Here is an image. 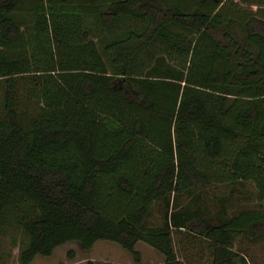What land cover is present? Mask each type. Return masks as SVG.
I'll use <instances>...</instances> for the list:
<instances>
[{
  "label": "trees",
  "instance_id": "1",
  "mask_svg": "<svg viewBox=\"0 0 264 264\" xmlns=\"http://www.w3.org/2000/svg\"><path fill=\"white\" fill-rule=\"evenodd\" d=\"M182 230L208 264L264 237V0H0V264L100 239L185 264Z\"/></svg>",
  "mask_w": 264,
  "mask_h": 264
},
{
  "label": "rangeland",
  "instance_id": "2",
  "mask_svg": "<svg viewBox=\"0 0 264 264\" xmlns=\"http://www.w3.org/2000/svg\"><path fill=\"white\" fill-rule=\"evenodd\" d=\"M227 188L228 186L222 183L195 187L190 193L179 195L176 204L188 210L197 208L200 211L210 212L215 207L216 196L225 193ZM244 190V195H238L228 204V212L256 207L254 189L250 182L244 183ZM146 221L150 223L159 221L154 204L146 216ZM173 238L182 250L178 256L185 264H208L210 258L208 247L203 241H198L195 235L182 230L181 234L173 235ZM231 246L243 253L247 264H264V237L252 241L235 234L231 239ZM135 247L140 257L137 264H164L162 255L145 242L138 241ZM67 248L73 251L71 257L65 255ZM87 258L97 260L100 264H136L124 248L113 241L102 239L94 241L87 250L80 249L74 241L64 242L55 246L47 256L35 255L28 264H84Z\"/></svg>",
  "mask_w": 264,
  "mask_h": 264
}]
</instances>
